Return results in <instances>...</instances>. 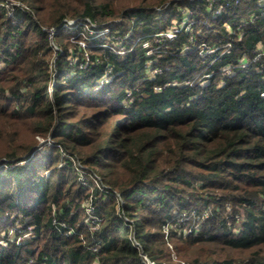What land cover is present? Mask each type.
Segmentation results:
<instances>
[{
	"label": "trees",
	"instance_id": "1",
	"mask_svg": "<svg viewBox=\"0 0 264 264\" xmlns=\"http://www.w3.org/2000/svg\"><path fill=\"white\" fill-rule=\"evenodd\" d=\"M262 94L264 0H0V264H264Z\"/></svg>",
	"mask_w": 264,
	"mask_h": 264
},
{
	"label": "rangeland",
	"instance_id": "2",
	"mask_svg": "<svg viewBox=\"0 0 264 264\" xmlns=\"http://www.w3.org/2000/svg\"><path fill=\"white\" fill-rule=\"evenodd\" d=\"M184 25H185V23H181V28ZM70 27L71 26H69L67 28L70 29ZM177 29H180V28H177ZM102 34H105V31ZM160 34H162V33H159V36H160ZM111 39H112V41H114V40H117L118 41L119 40L118 37H112ZM80 44H81L82 47H84V48L86 47V44L85 43L80 42ZM118 50H119L118 53H122V47H121V45L118 46ZM15 127L19 130V132L21 134V139H23L27 143H30L31 141H35L36 142V146L37 145H41L42 146L44 144L43 143V140H42L43 138H39L37 136H35V137H32L31 136L30 130H29V125L28 124L25 125V127L16 124ZM2 159H3V157H2ZM72 164L74 165V169H78V173H79L78 179L80 181H82V182H85L84 185L88 184L89 182H94V183L96 182V179H95L94 176H89L87 174L86 170L89 169V167L87 165L80 164V163H77V162H73ZM57 167H58V165H57ZM48 174H49V171L46 172L45 175L47 176ZM86 187H87V185H86ZM228 208L229 207L227 205L226 206V210H225V219L227 221V224L230 226L231 221L229 219V216L227 215L229 213V209ZM86 212H87V210L85 211V213ZM187 231L189 232V229L188 230L186 229V232ZM27 238H29V235H26V236H22L21 237V239H23V240L24 239H27ZM174 246L176 247V249H175ZM168 248L172 252L171 262L172 263H175V264L176 263H179L180 264V263H182V261L184 259H187L189 257H193V256L205 257L206 256V251L204 249H200L198 247L191 248V247H188L187 245H184V244H177L174 241L173 242H169ZM147 264H150V263H147Z\"/></svg>",
	"mask_w": 264,
	"mask_h": 264
},
{
	"label": "built area",
	"instance_id": "3",
	"mask_svg": "<svg viewBox=\"0 0 264 264\" xmlns=\"http://www.w3.org/2000/svg\"><path fill=\"white\" fill-rule=\"evenodd\" d=\"M74 24V21H72V20H69V21H67V22H65L61 27L62 28H67V27H69V26H71V25H73ZM58 30V28H55V29H53V28H51V29H48V35H49V38H51V36L52 35H54L55 33H56V31ZM177 30L178 29H175L174 31L175 32H177ZM159 35V34H158ZM163 36H165V37H167V38H172L173 37V35L171 34V33H167V34H160V36L159 37H163ZM54 47V49L56 50V48H55V46H53ZM87 65V62L86 63H84L83 64V66L82 67H84V66H86ZM226 72V74H228V73H230V67L225 71ZM262 96H264V94H262ZM43 140V145L45 146V147H52V146H54L53 145V143L50 141V139L49 138H45V139H42ZM57 146V145H56ZM19 164H21V163H19ZM97 180V179H96ZM83 184H85V182H82ZM86 186V185H85ZM203 216H204V219L208 216V214L205 212L204 214H203ZM94 250V249H93ZM95 251V250H94ZM147 263H150L149 261H146ZM151 264V263H150Z\"/></svg>",
	"mask_w": 264,
	"mask_h": 264
}]
</instances>
